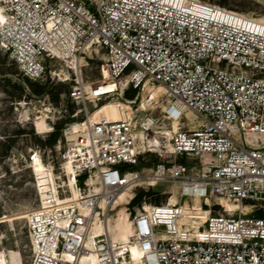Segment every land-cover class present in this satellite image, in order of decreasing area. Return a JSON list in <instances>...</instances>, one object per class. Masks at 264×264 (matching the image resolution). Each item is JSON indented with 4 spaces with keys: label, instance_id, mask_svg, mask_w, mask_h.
Returning <instances> with one entry per match:
<instances>
[{
    "label": "built area",
    "instance_id": "obj_1",
    "mask_svg": "<svg viewBox=\"0 0 264 264\" xmlns=\"http://www.w3.org/2000/svg\"><path fill=\"white\" fill-rule=\"evenodd\" d=\"M0 14V51L26 78L44 81L53 63L94 48L110 73L70 91L85 119L63 131L51 182L35 177L31 264H264V23L201 0H0ZM149 85L165 89L148 99L165 127L143 104ZM111 101L133 102L134 118L93 120L88 102ZM160 183L176 203L130 213L128 241L97 232Z\"/></svg>",
    "mask_w": 264,
    "mask_h": 264
},
{
    "label": "rangeland",
    "instance_id": "obj_2",
    "mask_svg": "<svg viewBox=\"0 0 264 264\" xmlns=\"http://www.w3.org/2000/svg\"><path fill=\"white\" fill-rule=\"evenodd\" d=\"M201 1L264 21V0ZM105 63V51L94 48L87 52L85 59L76 63L73 59L53 63L49 70L55 71V76L49 73L46 80H31L33 85H30L18 65L8 54L0 51V264H31L32 253L25 215L40 204L33 168L40 164L47 167L58 164V146L63 141V131L68 125L85 119V112H81L82 106L71 99L70 91L80 77L88 91L101 85L109 75L107 67L103 68ZM136 94L132 93V98H126L131 100ZM162 94L160 89L147 87L142 93L143 104L147 107L151 103L148 102L150 96L157 100ZM122 103H100L96 110L90 102L87 106L93 114L104 106ZM161 105L157 102L150 104L148 112L161 118ZM159 125L165 127L167 123L161 118ZM57 129H60L57 142L50 146L49 140L57 133ZM65 149L66 143L63 142L62 152ZM149 162L157 163L159 159L153 155ZM170 188L174 191L170 184L160 183L149 191L154 194L145 196L142 201L118 206L110 223L113 235L118 233L119 241L126 239L129 235L130 213L135 216L144 206H160L170 200L172 204L176 203V197L166 193ZM140 192L147 193L142 188L135 191L136 195ZM225 205L232 212L241 209L240 205L234 203ZM195 206L196 213L204 215V209L199 204ZM244 211H249V207H244Z\"/></svg>",
    "mask_w": 264,
    "mask_h": 264
},
{
    "label": "bare ground",
    "instance_id": "obj_3",
    "mask_svg": "<svg viewBox=\"0 0 264 264\" xmlns=\"http://www.w3.org/2000/svg\"><path fill=\"white\" fill-rule=\"evenodd\" d=\"M2 20H3V17L0 14V21H2ZM258 21L264 23V21H261V20H258ZM73 60H74V63H76V62L80 61L81 59L80 58H74ZM109 75H110V73H109ZM109 75H108V77H107L106 80H108ZM105 83H107V82H105ZM149 86H147V87H149ZM150 87H153V89H156V88L157 89H160V91H162L163 94L165 93V89L163 87H155V86H150ZM103 89H105V87ZM134 115H135L134 108L128 106V111H127V107L125 105H122V104L121 105L120 104H112L110 106H104V107L98 109L95 113L92 114V119L93 120H100L101 119V120H106L108 122H119V121L132 120L134 118ZM189 118L192 121L195 119L194 115L191 114V113H189ZM178 126H179V124L178 123H175L174 124V129L175 130H178ZM68 167H69V169H71L70 166H68ZM33 169H34V175H35V177L38 178L39 182H41V185H44L46 183H50L51 180L53 179L52 178V173L47 168L46 165H41L40 164V165L35 166ZM70 180H71V184H72L73 183V177L72 176H71V179ZM41 188H45V186L44 187H41ZM41 193H42V197H45V193H44L43 190H42ZM75 194L77 195L76 192H75ZM131 196H132V193H130V192L124 193L123 195H121V197H120V199L118 201L119 204L120 203H124L125 201L127 202V200H128L127 198L128 197H131ZM196 204H199V206L201 207L199 201H197L194 204V207H196L195 206ZM28 215H25L26 216V219H27ZM203 221L204 220H197L198 223H203ZM110 223H111V220H110V222H109L108 225H105V227L104 226H101V227L97 226V232H101V231H104L105 230V232H106L107 235H109V233H110V235H111V237L113 238L114 241H119V239H118V233H116V235H113L112 230L110 228ZM128 231H129V235L124 240L125 242L129 240V237L132 234V225H131V222H130V227L128 228ZM117 232H118V230H117ZM133 253H134L135 257H137V258L140 257V254H139L138 250L135 249L134 247H133ZM90 264H96V261L93 260V262L90 263Z\"/></svg>",
    "mask_w": 264,
    "mask_h": 264
},
{
    "label": "trees",
    "instance_id": "obj_4",
    "mask_svg": "<svg viewBox=\"0 0 264 264\" xmlns=\"http://www.w3.org/2000/svg\"><path fill=\"white\" fill-rule=\"evenodd\" d=\"M27 80V83H29L30 85H33L32 81L28 78H26ZM127 98H132V95L130 93H128L127 95ZM124 103H122V105H125L127 108L128 106L127 105H132L133 102H129V101H123ZM96 112V111H95ZM60 129H57V133L55 132L52 136H51V139L49 140V144L50 146H54L57 142V136H58V133H59ZM154 193L152 192H140L137 194V196L134 198V200L132 201L133 204H136L140 201H142V199L145 197V196H150Z\"/></svg>",
    "mask_w": 264,
    "mask_h": 264
}]
</instances>
